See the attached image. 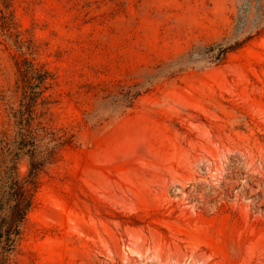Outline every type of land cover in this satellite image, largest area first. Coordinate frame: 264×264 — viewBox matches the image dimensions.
<instances>
[{
	"label": "rangeland",
	"instance_id": "rangeland-1",
	"mask_svg": "<svg viewBox=\"0 0 264 264\" xmlns=\"http://www.w3.org/2000/svg\"><path fill=\"white\" fill-rule=\"evenodd\" d=\"M262 12L264 0H0V175L25 178L27 130L43 138L7 264L264 261ZM248 34L218 63L199 51L158 71ZM24 62L51 73L41 94Z\"/></svg>",
	"mask_w": 264,
	"mask_h": 264
},
{
	"label": "trees",
	"instance_id": "trees-1",
	"mask_svg": "<svg viewBox=\"0 0 264 264\" xmlns=\"http://www.w3.org/2000/svg\"><path fill=\"white\" fill-rule=\"evenodd\" d=\"M261 19H264L263 12L261 13ZM251 37L250 34L242 39L233 36L222 38L220 41L210 44L195 45L192 50L182 54L173 61H169L164 65L165 67L159 68L158 71L160 72L164 68H170L171 66L184 65L192 61L193 54L199 51H201L203 56L210 62L218 63L222 61L229 52L243 46ZM20 75L28 82V87L31 80L37 81V95L41 94L43 89L46 88L44 85L45 82L52 78L48 70L36 68L31 62H24V67L20 70ZM155 75L156 73L152 76ZM28 87L22 97L23 106L26 109H28L30 100L32 99V94L28 91ZM41 87H43V89ZM137 94L138 91L134 94L128 93L130 96ZM26 138V154L28 155L30 166L28 175L23 179L19 178L14 165L7 166L0 175V264H7L9 255L13 253L20 239L21 225L31 205L30 198L26 194L27 189L25 186L32 180L39 167V162L35 163L33 159L37 156L36 149L38 145L36 141L41 142L43 138H38L32 130H27Z\"/></svg>",
	"mask_w": 264,
	"mask_h": 264
},
{
	"label": "bare ground",
	"instance_id": "bare-ground-1",
	"mask_svg": "<svg viewBox=\"0 0 264 264\" xmlns=\"http://www.w3.org/2000/svg\"><path fill=\"white\" fill-rule=\"evenodd\" d=\"M256 264H264V261H259Z\"/></svg>",
	"mask_w": 264,
	"mask_h": 264
}]
</instances>
